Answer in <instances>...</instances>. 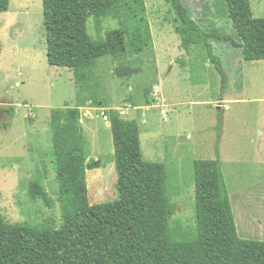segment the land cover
<instances>
[{
	"label": "rangeland",
	"instance_id": "1",
	"mask_svg": "<svg viewBox=\"0 0 264 264\" xmlns=\"http://www.w3.org/2000/svg\"><path fill=\"white\" fill-rule=\"evenodd\" d=\"M250 1L254 16L264 18V0ZM145 3L152 47L125 61L100 59L80 86L72 70L48 62L42 0H10L8 12L0 13V217L6 223L62 227L50 119L54 109L66 105L82 112L91 205L119 198L112 110L139 122L144 158L166 165L178 208L171 228L178 238L195 228L196 160L220 158L237 220L264 205V200L256 203L261 192L264 197V61L242 59L233 44L240 39L220 0L185 3L199 24L228 37L212 44L221 71L203 46L190 52L182 47L167 0ZM119 27L110 17L100 32L91 19L88 32L100 41ZM33 180L55 200L53 208L29 197ZM246 232L243 226L241 233Z\"/></svg>",
	"mask_w": 264,
	"mask_h": 264
},
{
	"label": "trees",
	"instance_id": "2",
	"mask_svg": "<svg viewBox=\"0 0 264 264\" xmlns=\"http://www.w3.org/2000/svg\"><path fill=\"white\" fill-rule=\"evenodd\" d=\"M177 17L176 32L190 52L203 46L223 70L212 44L228 40L222 30L205 28L185 0H167ZM240 39L233 42L245 61H264V18L254 16L250 0H220ZM47 58L53 67L74 72L85 83L106 57L125 61L153 45L145 0H42ZM10 0H0V13ZM120 27L95 41L88 32L94 19L102 31L107 18ZM227 76L223 83L227 84ZM87 100L82 98V104ZM14 113V111L12 112ZM10 113V114H12ZM79 108L54 109L50 127L63 224L60 229L9 224L0 217V264H264V241L239 236L220 158L196 160L195 228L184 237L171 228L177 204L171 200L163 163L147 161L137 120L110 112L119 198L91 205L88 152ZM217 154L220 151L217 147ZM31 199L49 208L55 200L39 180L28 186Z\"/></svg>",
	"mask_w": 264,
	"mask_h": 264
},
{
	"label": "crops",
	"instance_id": "3",
	"mask_svg": "<svg viewBox=\"0 0 264 264\" xmlns=\"http://www.w3.org/2000/svg\"><path fill=\"white\" fill-rule=\"evenodd\" d=\"M110 128H111V126H110ZM230 197H231V201H232V195L231 194H230ZM263 200H264V197H263L262 192H261L260 193V200H257L256 203H258L259 201H261V203H262ZM250 204H251L250 203V198H248L247 208L250 207L249 206ZM232 205H233V208H234L235 205H234L233 201H232ZM256 207H257V209L254 208V212H252V213L248 212V210H247L246 211V217H244L243 220H242V218L238 217L239 221L236 219V224L238 226L240 235L242 234L241 233V228L243 226L246 229L249 230L248 233L246 232V233L242 234L241 237L246 234V235H248V237L252 238L250 240L264 241V208H263L264 205L263 206L259 205V206H256ZM235 218H236V216H235ZM252 236H255V237H252Z\"/></svg>",
	"mask_w": 264,
	"mask_h": 264
},
{
	"label": "flooded vegetation",
	"instance_id": "4",
	"mask_svg": "<svg viewBox=\"0 0 264 264\" xmlns=\"http://www.w3.org/2000/svg\"><path fill=\"white\" fill-rule=\"evenodd\" d=\"M5 113H6V111H5ZM0 115H1V116L3 115L1 111H0ZM1 116H0V118H4V117H1Z\"/></svg>",
	"mask_w": 264,
	"mask_h": 264
},
{
	"label": "water",
	"instance_id": "5",
	"mask_svg": "<svg viewBox=\"0 0 264 264\" xmlns=\"http://www.w3.org/2000/svg\"><path fill=\"white\" fill-rule=\"evenodd\" d=\"M17 167H19V165H16Z\"/></svg>",
	"mask_w": 264,
	"mask_h": 264
},
{
	"label": "built area",
	"instance_id": "6",
	"mask_svg": "<svg viewBox=\"0 0 264 264\" xmlns=\"http://www.w3.org/2000/svg\"><path fill=\"white\" fill-rule=\"evenodd\" d=\"M106 118H108V117H106ZM108 120V119H107Z\"/></svg>",
	"mask_w": 264,
	"mask_h": 264
}]
</instances>
